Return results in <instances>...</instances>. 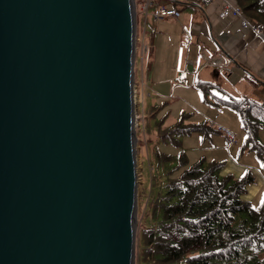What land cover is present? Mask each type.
<instances>
[{"label": "water", "instance_id": "95a60500", "mask_svg": "<svg viewBox=\"0 0 264 264\" xmlns=\"http://www.w3.org/2000/svg\"><path fill=\"white\" fill-rule=\"evenodd\" d=\"M134 0H0V264H133Z\"/></svg>", "mask_w": 264, "mask_h": 264}, {"label": "trees", "instance_id": "16d2710c", "mask_svg": "<svg viewBox=\"0 0 264 264\" xmlns=\"http://www.w3.org/2000/svg\"><path fill=\"white\" fill-rule=\"evenodd\" d=\"M234 1L248 20L264 30V0ZM142 36L145 39L142 52L145 74L150 65L155 33L146 36L143 32ZM193 86L199 91L202 103L208 107L225 106L236 116L245 135L239 149L242 153L251 151L261 160L264 144L258 132L264 125V102L250 97H226L215 90V84L198 78ZM168 103L153 99L148 104V111L153 109V112L147 120L150 125L154 122L152 129L159 124L163 126L157 132L162 133L163 141L158 139L155 143V158L157 155L159 159L152 184L154 193L148 207L150 219L145 218L139 230L140 256L145 255L152 264H264V195L256 207L242 198L252 177L221 175L219 163H206L202 157L187 166L188 160L182 150L172 156L160 149L164 145L179 149L181 138L192 132L198 133L202 142L212 132L222 133L223 145L229 148L237 143L235 135L223 126L216 130L213 122H191L190 114L184 112L174 123L166 125L169 111L160 118H156V114ZM222 129L233 135L234 143L227 142ZM158 187L161 189L156 190Z\"/></svg>", "mask_w": 264, "mask_h": 264}, {"label": "rangeland", "instance_id": "374dc122", "mask_svg": "<svg viewBox=\"0 0 264 264\" xmlns=\"http://www.w3.org/2000/svg\"><path fill=\"white\" fill-rule=\"evenodd\" d=\"M151 1V5L148 8V16L145 18V12L141 10L142 6L147 3V0H135L136 8L134 11V67H133V92H134V103H135V112H134V151L136 155V165H137V185H136V202L134 209V258L133 264H152V261H148V258L145 255L140 256V252L138 251V241H139V230L142 221L145 218L150 219V210L149 201L152 197L151 195L154 193L152 190V184L154 180V173L156 167V161L159 159L156 155V142L161 139L162 133L160 132L163 129V126L160 124L152 129V125L154 122H150L147 120L148 116L152 114L153 109L148 111V104H150L153 99L156 101V96L152 94L149 97V93L146 91V87L151 90V86H153L151 76L152 73L146 75V80L143 81L141 79V72L143 70L142 66V51H144L143 47L145 45V39L142 36L143 32L148 36L151 32L156 31L157 36L159 34V53L158 59L159 63L156 64L160 67L161 72L166 71V62L171 54V49L175 50L176 57V48L179 45L178 37L181 31L182 25L180 23L168 20L162 21L161 19L154 20L152 18L153 11L159 6H174L168 0H149ZM177 8V7H176ZM188 11H196L195 14L198 13L197 8H190ZM198 15V14H197ZM244 16V15H243ZM245 17V16H244ZM188 29V27H187ZM188 31V30H187ZM168 48V49H167ZM176 59V58H175ZM176 63V60H174ZM190 77V75H189ZM178 85L185 84L183 80V72L178 75ZM146 81V84H145ZM176 84H173L172 89ZM189 92H183L176 90V94L174 97H171L170 94H167L168 104L163 109L157 112L156 118H160V116L166 111H169V117L166 121V125L174 123L177 119L180 118L181 113H188L189 121L193 122L196 120H204L209 124L213 122L214 114L220 113L223 108L226 107H208L200 100L199 91L195 89H189ZM239 91V90H238ZM180 96L187 98L186 100H181ZM189 108H192L190 110ZM228 109V108H227ZM226 109V110H227ZM229 110V109H228ZM237 128L233 129L230 126V129L235 135L237 143L231 145L229 148L223 145L224 137L222 133L212 132L210 136L205 140L201 141L198 133L192 132L189 135H184L181 138V142L179 145V149L177 147H173L170 145H164L160 147L161 150H164L166 154L176 156L177 153L182 150L187 157V166L194 164L200 157L204 158L205 162L214 161L219 163L220 165V174H227L228 169H231L232 163L236 165L233 168L234 173H241L244 170V176L250 175L253 179L250 183H248L245 187V193L242 195L243 200L248 201L253 207H256L263 195H264V185L262 181H264V156L260 160L258 159L251 151L242 153L239 149L241 145V140L243 139L244 131L240 125V122L236 120ZM216 124V123H215ZM147 125H150L148 128ZM217 125H214L213 128L217 130ZM157 136V138H156ZM259 140L264 144V125L260 128L258 134ZM241 142V143H240ZM179 150V151H178ZM248 153V154H246ZM255 157V158H254ZM248 171V172H247ZM235 178V177H234ZM161 188H156V190ZM155 190V188H154Z\"/></svg>", "mask_w": 264, "mask_h": 264}, {"label": "crops", "instance_id": "0c3cea01", "mask_svg": "<svg viewBox=\"0 0 264 264\" xmlns=\"http://www.w3.org/2000/svg\"><path fill=\"white\" fill-rule=\"evenodd\" d=\"M226 4H235V1H209L201 10L197 9V15L196 11H188L190 8H195L190 0L179 1L176 4L180 11L179 17L161 19L163 22L175 21L182 27L178 35L181 37L176 48V57L175 50L171 49L170 56L165 59V72H161L156 64L160 61L156 55L159 53V34L157 36L154 31L150 65L145 74L142 70L141 79L146 80V75L152 73L153 86L151 90L146 87V91L151 94L150 96L154 94L156 101L168 102L167 94L174 97L178 88L183 92H189V89L195 91L193 83L198 78L215 84V90L226 97L236 99L250 97L255 101L264 102V39L248 28L242 27L238 19L223 17L221 13ZM181 72L185 84L178 85L177 77ZM173 84H176L174 89H172ZM183 99L187 98L182 96L181 100ZM226 109L223 108L220 113L216 111L213 118L214 125L237 128L236 116ZM234 167L236 165L232 163L231 169L226 170L227 175L235 178L244 175L246 168L236 174L233 172ZM262 184L264 185V181Z\"/></svg>", "mask_w": 264, "mask_h": 264}, {"label": "built area", "instance_id": "2783aa9c", "mask_svg": "<svg viewBox=\"0 0 264 264\" xmlns=\"http://www.w3.org/2000/svg\"><path fill=\"white\" fill-rule=\"evenodd\" d=\"M168 1L173 4H177L179 3V1H187V0H168ZM190 1L195 8L201 10L203 6L207 5L209 1L211 2L212 0H190ZM150 5H151V1L147 0V3L143 5L141 8V10L145 12V18H147L148 16V8ZM135 8L136 6L134 0L133 10ZM221 14L223 17H231L233 19H238L242 27L248 28L257 36L264 39L263 27L261 25L249 21L246 17H244L240 8L236 4H226ZM179 15H180V11L174 6H159L153 11L151 16L154 20H158V19H167V18H178ZM143 49L145 48L143 47ZM222 131L225 133L227 142H231V143L235 142L233 135L229 131L224 129H222Z\"/></svg>", "mask_w": 264, "mask_h": 264}]
</instances>
